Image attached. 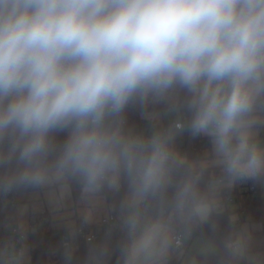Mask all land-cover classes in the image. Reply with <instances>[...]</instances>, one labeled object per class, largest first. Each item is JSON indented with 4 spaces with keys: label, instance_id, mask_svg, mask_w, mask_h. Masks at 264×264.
<instances>
[{
    "label": "clouds",
    "instance_id": "1",
    "mask_svg": "<svg viewBox=\"0 0 264 264\" xmlns=\"http://www.w3.org/2000/svg\"><path fill=\"white\" fill-rule=\"evenodd\" d=\"M161 102L189 118L126 127L128 107ZM262 129L264 0H0V196L126 181L117 264H165L214 210L207 158L178 152V131L211 139L217 186L231 187L264 182Z\"/></svg>",
    "mask_w": 264,
    "mask_h": 264
},
{
    "label": "trees",
    "instance_id": "2",
    "mask_svg": "<svg viewBox=\"0 0 264 264\" xmlns=\"http://www.w3.org/2000/svg\"><path fill=\"white\" fill-rule=\"evenodd\" d=\"M184 95L185 93L182 91L178 93L179 101L183 100ZM163 106L165 105L156 103L148 105L146 109H142L138 105L128 107L124 113L126 127L137 126L141 128V111ZM179 110L182 119L187 121L190 114L182 109ZM157 127L159 129V126ZM182 132L183 138L174 139L175 149L178 152L184 153L190 161L203 158L200 135L193 136L187 130ZM65 136L66 133L58 134V139L62 140ZM181 174L182 170L176 174L175 178L178 179ZM217 177H220L219 167L216 165L208 166L202 181V186L205 185L212 188L211 199L214 204L223 201L220 199L223 195L220 189L213 188L209 184L210 179ZM249 180L255 184L256 190L248 198L242 200L241 206L247 216L246 221L259 222L262 232H264V196H262L260 181ZM66 183L69 185L74 198L76 200L79 199L82 195V190L79 186L71 180H67ZM126 191L127 183L123 180L119 190L105 188L101 191L106 198L108 210H120L119 205L124 199ZM19 192L16 191L7 196H0V264H6L5 257H3L1 252L8 247L6 244L10 247L15 245L16 232L20 231L14 229L15 231L6 234L4 230V224L7 221L11 222L13 215H15L14 209L17 204L15 197ZM11 201L13 202L12 207ZM231 216L232 211L228 209V206H225L222 211H211L206 221H200L192 227L191 235L188 237H199L217 245V250L214 253L196 255V264H233V256L229 255L226 246L233 245L236 241L238 227L234 225V220ZM79 225L77 224V226ZM40 229L41 227L39 226L35 231H28V235L23 242V245L29 247L30 264H93L95 260L96 264H117V261L120 259L119 245L125 237L124 229L121 230L115 226L105 225L102 226L101 232L97 233L98 237L95 241L86 242L85 240H78L66 248L61 246L60 236L64 231L56 235L52 232V226L48 228L44 227L42 231ZM167 264H176L170 255Z\"/></svg>",
    "mask_w": 264,
    "mask_h": 264
},
{
    "label": "rangeland",
    "instance_id": "3",
    "mask_svg": "<svg viewBox=\"0 0 264 264\" xmlns=\"http://www.w3.org/2000/svg\"><path fill=\"white\" fill-rule=\"evenodd\" d=\"M159 104L165 106L151 110H143L140 113L142 121H149L155 124L150 128L151 130L158 129V124L162 123H167L168 128L175 122L177 116L182 118L179 109L172 110L170 105L167 103L161 102ZM150 114L154 115L155 118L150 119ZM130 129L136 132L138 127L131 126ZM181 138H183V132L178 131L175 135V139ZM199 138L202 141L204 155L201 159L207 158L208 166L215 165L213 163L214 157L211 152V139L204 135H200ZM259 138L261 141H264V139L260 136ZM260 187L262 189V195H264V182L260 181ZM15 200L17 201V204L14 209L15 215H13V220L11 219V222L7 221L4 224L6 234L15 231L14 229H18L23 232L30 231L29 221L35 218L33 211H38L40 207H45L50 217L49 223L45 224L44 227L48 228L52 224L54 228L56 227L52 230V232L56 235H59L62 231L68 234H73L77 224L82 223L87 224L90 229L96 233L101 232V216L107 214L108 212L107 201L102 192L87 195L82 192L81 197L76 200L66 181L54 182L39 189L20 191L17 193ZM228 209L232 211L231 217L234 218L236 216V213H234V211H236V205L229 204ZM214 210L218 211L216 204H214ZM207 218L201 221H206ZM13 222L17 224V228H13ZM191 239L192 238L188 236L184 237L183 245L170 251L169 255L173 258V261L176 264H196V255L211 254L217 250V245L213 242L195 237L193 238V243L191 244ZM7 245L8 244H6V246ZM233 246L241 249L239 254L241 255L243 252V245L241 240V230L239 229H237V239ZM23 248L25 257L24 264H30L29 247L24 245ZM169 255L166 257L165 264H167ZM93 264H96V260Z\"/></svg>",
    "mask_w": 264,
    "mask_h": 264
},
{
    "label": "built area",
    "instance_id": "4",
    "mask_svg": "<svg viewBox=\"0 0 264 264\" xmlns=\"http://www.w3.org/2000/svg\"><path fill=\"white\" fill-rule=\"evenodd\" d=\"M141 128H138L136 133L143 134V135H151L154 130H151L150 128L153 127L155 124L149 121H142ZM159 129H167V125L165 123L158 124ZM174 142V141H173ZM220 177L212 178L209 180L210 186L213 188H219L220 192L223 194L221 196V202H217L216 208L218 211H222L225 206H228L229 204H235L236 205V219H234V225L236 227H239L244 221H246V214L244 210L242 209L241 202L243 199L248 198L255 190L256 186L253 182H250L249 179L241 180L236 183H234L231 187H227L224 185L217 186V181ZM13 202L11 201V207ZM35 214V218L33 220L29 221V227L31 231H35L38 229V227H41V231L44 228L45 224L49 223V215L48 211L45 207H40L38 211H33ZM100 224L102 226H115L117 228H120L123 230L122 225V214L120 210L115 209H109L107 214L102 215L100 219ZM17 224L13 222V228H16ZM28 232L23 231H17L15 236V245L13 247H8L3 249L1 254L3 257H5L6 264H9L10 256L13 253L20 254L22 253V256L20 257V264L25 263V257H24V248H23V242L27 237ZM61 246L62 247H69L71 244L76 243L78 240H85L86 242H93L97 239L98 235L96 232L92 231L90 227L82 223L79 226H76L74 229L73 234H68L66 232L61 233ZM183 245V239L178 247L179 248ZM241 264H248L246 262H242Z\"/></svg>",
    "mask_w": 264,
    "mask_h": 264
},
{
    "label": "crops",
    "instance_id": "5",
    "mask_svg": "<svg viewBox=\"0 0 264 264\" xmlns=\"http://www.w3.org/2000/svg\"><path fill=\"white\" fill-rule=\"evenodd\" d=\"M262 130L260 131V137L264 139V136H262L264 135V131ZM235 217L233 220L236 219ZM51 226L52 225L49 227ZM52 227L54 228V226ZM238 229L241 230L243 252L241 255L233 257V264H241L242 262L249 264L248 257L252 255L264 257V232H262L261 224L259 222L244 221ZM192 243L193 238L191 239V244Z\"/></svg>",
    "mask_w": 264,
    "mask_h": 264
}]
</instances>
